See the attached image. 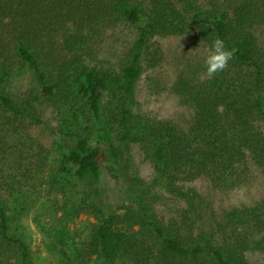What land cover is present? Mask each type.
<instances>
[{
    "label": "trees",
    "instance_id": "16d2710c",
    "mask_svg": "<svg viewBox=\"0 0 264 264\" xmlns=\"http://www.w3.org/2000/svg\"><path fill=\"white\" fill-rule=\"evenodd\" d=\"M122 24L135 30L133 45L119 64L101 63L95 43ZM259 25L264 0H0V156L24 144L22 119L47 125L44 109H59L57 137L51 148L30 147L29 172L46 173L55 154L45 180L70 193L73 214L98 217L77 264H264V200L218 212L189 186L204 178L233 189L248 180L250 160L264 171ZM188 33L208 53L217 37L236 52L213 78L206 57L196 63L199 77L180 78L176 88L194 111L184 129L148 119L137 96L144 61L155 60L151 40ZM134 146L154 165L153 188L131 172ZM105 168L129 174L137 195L127 205L103 204ZM6 174L0 170V264H29L24 229L11 222L2 195L16 211L23 194L18 177ZM165 192L182 204L168 219L155 210ZM57 242L65 264H76L63 233Z\"/></svg>",
    "mask_w": 264,
    "mask_h": 264
},
{
    "label": "rangeland",
    "instance_id": "374dc122",
    "mask_svg": "<svg viewBox=\"0 0 264 264\" xmlns=\"http://www.w3.org/2000/svg\"><path fill=\"white\" fill-rule=\"evenodd\" d=\"M253 31L264 46V25L256 26ZM134 39L135 30L127 25L108 29L95 43L98 59L104 64H108V61L119 64L123 52L131 48ZM150 52L155 55V60L144 61V73L138 86V109L152 121H165L187 129L194 111L179 94L176 86L183 76L187 77L192 73L199 77L200 71L196 72V63L203 62L201 60L206 57L208 48L194 33H188L155 37L151 40ZM43 113L47 125L22 119L24 144L7 156H0V170H6V178L9 180L15 174L19 179V183L15 184L23 197L18 209L15 211L12 198L6 191L2 195L11 222L18 219L24 229L30 249L29 264H65L57 242L61 233L65 235L67 247L77 264L78 250L90 237L98 217L91 211L73 214L70 193L61 184H50L45 180L58 160L55 154H51L49 158L46 173L37 175L29 172L33 154L30 147L37 148L40 144L51 148L57 137L56 129L62 123L63 116L57 107L50 104ZM132 155L134 169L131 172L135 170L153 188L156 173L152 161L138 146L133 147ZM249 165L251 172L248 180L233 189L215 188L204 178L189 183V186L211 202L218 212L240 206H254L264 200V171L252 160ZM13 169L15 171L8 173ZM129 178L128 173L124 177L115 170L104 169L101 184L104 189V205L115 208L124 206L137 195L136 186L130 183ZM152 195L153 192L147 191L144 197L149 201ZM181 205L180 201L167 192L155 199V210L160 218L173 217ZM257 260L259 262L260 258ZM90 264L103 263L93 259Z\"/></svg>",
    "mask_w": 264,
    "mask_h": 264
},
{
    "label": "clouds",
    "instance_id": "9594fccd",
    "mask_svg": "<svg viewBox=\"0 0 264 264\" xmlns=\"http://www.w3.org/2000/svg\"><path fill=\"white\" fill-rule=\"evenodd\" d=\"M235 52L236 49L228 50L225 47L224 40L217 37L213 41L212 47L204 61L206 77L213 78L218 72L223 71L228 66V62L233 58Z\"/></svg>",
    "mask_w": 264,
    "mask_h": 264
}]
</instances>
